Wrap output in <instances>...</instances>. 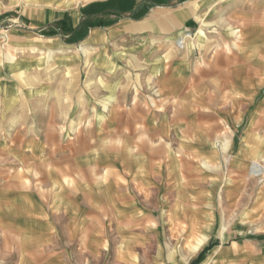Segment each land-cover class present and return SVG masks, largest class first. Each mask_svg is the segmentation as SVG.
<instances>
[{"label": "crops", "instance_id": "1", "mask_svg": "<svg viewBox=\"0 0 264 264\" xmlns=\"http://www.w3.org/2000/svg\"><path fill=\"white\" fill-rule=\"evenodd\" d=\"M197 1L141 15L146 0L106 27L73 14L68 38L98 50L58 58L83 66L78 86L62 72L30 110L0 112V264H100L108 241L164 256L173 225L214 242L199 264H264V0Z\"/></svg>", "mask_w": 264, "mask_h": 264}, {"label": "rangeland", "instance_id": "2", "mask_svg": "<svg viewBox=\"0 0 264 264\" xmlns=\"http://www.w3.org/2000/svg\"><path fill=\"white\" fill-rule=\"evenodd\" d=\"M125 1L59 0L57 2L58 8H54L44 2H33L32 0H0V5H3L5 8L10 7V11L7 13L8 17H4L3 23H0V112L2 113L5 110V113H9L11 117H14L15 112L18 110L19 114L25 107L26 111L30 110L36 101L47 99L27 95L30 90L38 88L42 91H49L51 88L59 87L61 83L60 73L62 72L66 74L64 76L66 80L71 78L69 83L72 86H78V83L69 74L72 70H68V68L82 69L83 66L62 65L60 67L66 68V70L62 71L58 69L59 65L57 63L60 62L58 58L89 57L96 55L98 53L96 51L98 50L87 49L81 44V40L71 41L68 38L73 31L71 24L73 14L79 13L82 15V18H89L90 20H86L87 28L106 27L116 21L132 19V16H135L132 14L136 11L138 14L141 9L138 4H141L143 9L147 3L146 0H133L135 3L133 5L131 4L134 8V11H132L133 9H128L130 4L128 5ZM149 1L152 2V0H148V3ZM186 1L169 0L167 6H150L148 9L155 7H175ZM212 2V0H199L194 3V8L201 13L207 8L211 9L213 7ZM60 6L68 8H59ZM88 10L89 12L91 11L89 14L87 13ZM54 12L61 19L53 22L51 28H48L45 18ZM103 16H112L114 18L109 21H102L101 17ZM164 16L165 13L163 11H158L156 19L163 20ZM197 18H199L198 20L202 19L201 16ZM41 20L43 21L42 23H40ZM133 20L137 21L138 18H134ZM206 21L208 19L205 20L204 18L203 23ZM129 38V32H122L112 42L117 40L124 41ZM67 45L71 46L68 47ZM108 51L112 52L110 55L117 56L127 52L128 49H122V47L120 48L112 44ZM115 52L117 53L115 54ZM94 83V81H91L87 86H93ZM12 89L17 90V92L20 89L21 95ZM64 99L67 100V97H64ZM1 130L2 128H0ZM168 232L171 235L169 240H165V244L163 242V245H165L164 256H152L151 250L147 251L145 245H140L141 242L133 246L130 245L131 247L129 246L127 249L115 250V248L117 249L115 244L119 242L108 241V248L111 247V249L108 251V256L101 258L100 264H153V261L155 264H192L206 248L209 249L214 245L212 241L203 240L195 242L191 239H185L188 236L186 234L188 229L185 225L170 226ZM200 244L202 245V249L197 257H192L184 253L185 250L190 251L194 248L196 250ZM110 250L113 252H110ZM12 263L17 264L16 258H10L6 262V264Z\"/></svg>", "mask_w": 264, "mask_h": 264}, {"label": "trees", "instance_id": "3", "mask_svg": "<svg viewBox=\"0 0 264 264\" xmlns=\"http://www.w3.org/2000/svg\"><path fill=\"white\" fill-rule=\"evenodd\" d=\"M168 3H169V0H152V2L149 1L147 7L141 12V15H143V14L148 10V8H149L150 6H167ZM139 17H140V14H139L138 16H136V17H135V16H132V19H134V18H139ZM80 23H81V22H80ZM207 249H208V248H206L205 251H206ZM205 251H203V252L199 255V257H198L196 260H194V261L192 262V264H198L200 261H202Z\"/></svg>", "mask_w": 264, "mask_h": 264}]
</instances>
